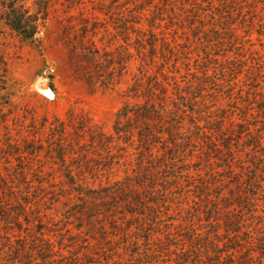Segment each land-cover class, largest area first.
<instances>
[{"label": "rangeland", "instance_id": "rangeland-1", "mask_svg": "<svg viewBox=\"0 0 264 264\" xmlns=\"http://www.w3.org/2000/svg\"><path fill=\"white\" fill-rule=\"evenodd\" d=\"M23 1L48 4L47 21L25 41L0 0V178L16 200L0 186V264L17 244L52 245L64 264H195L213 237L226 242L225 219L243 215L231 198L245 192L259 203L240 240L264 231V0ZM155 84L172 115L151 124V155L144 125H113L139 103L134 87L145 96ZM146 171L153 184H134ZM102 188L114 208L102 209Z\"/></svg>", "mask_w": 264, "mask_h": 264}, {"label": "trees", "instance_id": "trees-1", "mask_svg": "<svg viewBox=\"0 0 264 264\" xmlns=\"http://www.w3.org/2000/svg\"><path fill=\"white\" fill-rule=\"evenodd\" d=\"M47 6L48 4L44 6H39L38 8H34V11H32L30 8L26 7V4L24 3L23 0H7L6 6L2 10V14L4 20L6 21V24L11 28V30L17 33L25 41L34 42V41H39V39H37V35L40 33L41 28L45 26V23L47 21L46 18ZM151 47L152 48L155 47L153 43H151ZM156 84L153 85V88L151 90L146 92L148 94H145V96H139L138 87L137 88L134 87V89L131 90L130 92H133V98L139 103H136L134 105L131 103L129 104L125 103L124 106L118 111L116 115L115 123L113 125L114 131L118 135H120L121 133L128 135L129 130H123V129L125 128L124 126L130 127L131 122L140 123L137 125H144V128H142L141 130L142 134L138 136L140 143L145 145L146 150H148V148L151 146L153 142V135H155V133L153 134V131L151 130L152 128L151 124H155L157 125V127H159L160 124L166 123L165 118L163 117L165 114L172 115L171 111L169 112L165 110L166 105L164 99L166 97H164L161 93H160L161 95L155 94L157 91L158 92L161 91L160 88H156ZM50 88L51 90L55 91V88L53 86H50ZM141 100H144V102ZM156 100L158 102H156ZM170 120H171L169 122L170 125L167 127V129L170 130V132L168 133L169 136L171 137V142L175 144L176 140L174 138V134H172L171 128H173V124H178V122L173 121L172 117ZM130 133H132L131 136L134 137L133 135L134 132H130ZM148 151L152 155V151L151 150ZM174 160H177V158L175 157ZM148 174L149 171L143 172L141 174H137L136 176L137 182L135 181L134 184H138V186H144L146 185V183L153 184L151 178H147ZM66 179H67V184H69V186L73 188V186L76 184L75 177L67 176ZM125 180L127 182H130L129 179L127 178H125ZM0 186L2 187V189L6 187L8 193L11 194L10 196L11 200H15V195L13 193L14 188L12 187L9 188L1 178H0ZM248 186L255 193L261 192L259 185H256L255 180L253 179L251 180V182H249ZM102 189L105 190V193L101 195L100 198V200L103 201L101 207L104 210L111 209L114 205H112V203L107 202L106 199L114 200L115 194L113 193V189L111 188H102ZM77 192L79 194L80 193L82 194L81 191H77ZM131 195L132 196L129 199H131L133 204L135 206H138L137 208L139 209V211L143 213L147 208V206L143 204L144 198L140 196V194H136V192H132ZM230 195L233 194L231 193ZM97 199L99 198L98 197L94 198V200ZM231 200L232 201L234 200L231 207L238 208L235 210L239 211V213L243 215L239 217L237 214H235L234 217H230V218L227 217V219H225L223 224L224 225L223 232L225 233L223 241L226 242H223V244L220 246L219 244L222 243V241L219 240V238L217 239L216 237H213L214 238L213 240L215 241L212 243L205 244V246L202 248L203 249L202 256L199 258V260H195V264H264V231L260 233V232H256L257 228H253V229L249 228L247 232L249 233L250 237L246 238L245 240L244 239L240 240L241 235L243 234L242 232L243 225H248L246 223H250V224L253 223L254 217H257L256 216L257 210H255V208L257 207L259 200L256 197L252 198V196L247 192H245L244 195L235 196L231 198ZM121 201L123 203H127L128 197L126 196ZM226 202L230 205V202L228 200H226ZM152 203L154 204V202H151V204ZM4 205L0 203V213H4L3 211ZM29 205L32 204L24 203L22 206L23 209L22 211H26ZM115 205H117L116 202ZM147 210L153 211L151 207L148 208ZM19 211H21V209ZM24 213L26 214V212ZM91 213H93V211L92 212L90 211L89 213V219L92 221L93 216H91ZM131 215L133 216L136 215V212H131ZM261 219L263 220L264 217H261ZM17 222L18 221H16L15 224H17ZM6 223L8 225H12L11 222H6ZM254 226L259 227V230L264 228V225L261 224L260 222L256 223V225L254 224ZM17 229L19 231L21 230V228L18 227ZM95 229H97L96 226H93L91 228V230H95ZM100 229L104 231L101 227ZM254 232L258 233V235L255 236ZM41 233H43L41 234V236H43L45 232H41ZM99 235L105 236V234H103L102 232ZM123 235L124 238H130L128 233H124ZM254 237H256V239ZM144 239H146V241L147 240L152 241L149 235H146ZM17 245L18 246L17 247L15 246V248L12 251L14 257L16 258L12 264H17V263L32 264L33 260L37 261L36 264L63 263L60 262V260H56L54 258L55 257L54 254L56 253V250L55 247H53L52 245L46 244V246L43 247V245L36 244L35 249L32 250L31 253L28 252L25 244H17ZM65 264H68V262ZM86 264H90V262Z\"/></svg>", "mask_w": 264, "mask_h": 264}, {"label": "bare ground", "instance_id": "bare-ground-1", "mask_svg": "<svg viewBox=\"0 0 264 264\" xmlns=\"http://www.w3.org/2000/svg\"><path fill=\"white\" fill-rule=\"evenodd\" d=\"M43 93H44L45 96H47V97H49L51 99H53V97H54V93H53V91L51 89H44Z\"/></svg>", "mask_w": 264, "mask_h": 264}]
</instances>
